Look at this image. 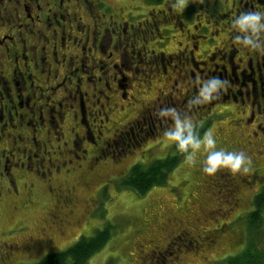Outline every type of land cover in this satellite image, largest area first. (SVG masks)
<instances>
[{
    "label": "flooded vegetation",
    "instance_id": "flooded-vegetation-1",
    "mask_svg": "<svg viewBox=\"0 0 264 264\" xmlns=\"http://www.w3.org/2000/svg\"><path fill=\"white\" fill-rule=\"evenodd\" d=\"M174 2L0 0V198L14 200L8 208L20 216L39 198L48 204L35 229L19 222L5 233L45 235L75 223L86 202L74 181L88 189L110 162L160 142L172 125L161 109L186 115L198 132L223 125L216 140L250 157L247 171L206 175L231 202L214 213L250 211L249 225L264 187V52L242 46L232 21L264 14V0H186L183 10ZM212 77L224 87L193 104ZM244 189L252 208L239 210ZM176 235L177 250L217 245L216 235ZM35 238L4 243L0 264L35 250Z\"/></svg>",
    "mask_w": 264,
    "mask_h": 264
},
{
    "label": "rangeland",
    "instance_id": "rangeland-1",
    "mask_svg": "<svg viewBox=\"0 0 264 264\" xmlns=\"http://www.w3.org/2000/svg\"><path fill=\"white\" fill-rule=\"evenodd\" d=\"M215 124L205 132L211 131L216 140L217 133L223 131V125ZM171 126L167 125L168 128ZM205 132L199 134L202 136ZM162 138L160 142L151 139V142L142 144L140 149L122 158L119 164L110 162L100 169L99 175L94 176L95 179L91 180L94 183L88 189L74 181L79 201L86 203L81 210H76L75 223L68 227L48 229L45 235L40 230L5 233L19 222L35 229L41 224L42 210L48 204L47 198H39L30 213L20 216L8 208L14 200L0 198V248L4 243L23 244L31 236L39 242L35 250L18 253L9 264H37L48 254L67 250L82 236L91 238L106 229L110 232V240L88 259L87 264H225L228 258L238 255L254 241L261 248L260 243L264 244V213L261 233L249 231L246 220L250 211L236 212L235 207L231 213H214L222 207L227 209L219 207V202L221 205L231 202L224 196V191L216 187L217 183L209 181L199 169L206 156L203 150L196 154L192 164L186 162V153L177 152V163L167 170L164 183L154 185L143 194L123 184L134 165L149 168L153 163L171 159L173 144ZM216 147L225 149L217 140ZM242 200L239 210L252 208L251 194L245 189L242 190ZM238 215H241L240 220L236 218ZM178 231L189 233L195 240L199 236L210 238L216 235L217 245L209 247L202 244L203 247L196 245L189 251L183 247L177 250L176 247L182 243L180 239H173ZM188 241L189 238L185 243Z\"/></svg>",
    "mask_w": 264,
    "mask_h": 264
},
{
    "label": "clouds",
    "instance_id": "clouds-1",
    "mask_svg": "<svg viewBox=\"0 0 264 264\" xmlns=\"http://www.w3.org/2000/svg\"><path fill=\"white\" fill-rule=\"evenodd\" d=\"M186 0H175L173 7L183 10ZM232 28L238 33L235 39L244 47L258 53L264 52V14L257 11H247L238 15L232 21ZM224 87V82L212 77L201 84L193 104L207 103L215 98L219 90ZM161 116L170 117L172 126L164 131L165 140L174 144L177 151L186 153L185 160L192 164L196 154L203 150L206 156L202 163V172L214 175L217 171L227 170L230 173L247 171L251 159L243 151H228L216 147V140L211 131L202 136L186 115H181L174 109H161Z\"/></svg>",
    "mask_w": 264,
    "mask_h": 264
},
{
    "label": "trees",
    "instance_id": "trees-1",
    "mask_svg": "<svg viewBox=\"0 0 264 264\" xmlns=\"http://www.w3.org/2000/svg\"><path fill=\"white\" fill-rule=\"evenodd\" d=\"M177 158L166 159L162 163H153L149 168L143 165H135L132 167L129 177H126L123 184L127 188H133L138 193L143 194L156 184L164 183L165 175L168 169L177 163ZM256 208L249 216V231L255 230L261 233L263 227L264 213V187L261 194L256 198ZM110 232L108 229L99 231L91 238L81 237L79 241L67 250L59 251V253L48 254L37 264H87L90 257L100 251L110 240ZM254 243L246 248L239 256L229 258L225 264H264V244L260 243L261 248Z\"/></svg>",
    "mask_w": 264,
    "mask_h": 264
},
{
    "label": "bare ground",
    "instance_id": "bare-ground-1",
    "mask_svg": "<svg viewBox=\"0 0 264 264\" xmlns=\"http://www.w3.org/2000/svg\"><path fill=\"white\" fill-rule=\"evenodd\" d=\"M199 255V254H198ZM186 256V255H185Z\"/></svg>",
    "mask_w": 264,
    "mask_h": 264
}]
</instances>
